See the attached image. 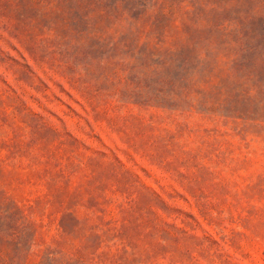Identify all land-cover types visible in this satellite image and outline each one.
<instances>
[{
    "label": "rangeland",
    "instance_id": "374dc122",
    "mask_svg": "<svg viewBox=\"0 0 264 264\" xmlns=\"http://www.w3.org/2000/svg\"><path fill=\"white\" fill-rule=\"evenodd\" d=\"M0 264H264V0H0Z\"/></svg>",
    "mask_w": 264,
    "mask_h": 264
}]
</instances>
